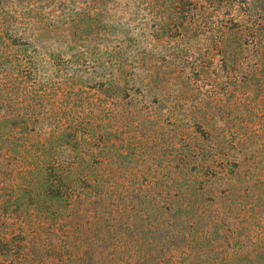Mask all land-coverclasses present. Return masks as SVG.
<instances>
[{
    "label": "rangeland",
    "instance_id": "rangeland-1",
    "mask_svg": "<svg viewBox=\"0 0 264 264\" xmlns=\"http://www.w3.org/2000/svg\"><path fill=\"white\" fill-rule=\"evenodd\" d=\"M58 190L95 251L264 264V0H0V204Z\"/></svg>",
    "mask_w": 264,
    "mask_h": 264
},
{
    "label": "trees",
    "instance_id": "trees-1",
    "mask_svg": "<svg viewBox=\"0 0 264 264\" xmlns=\"http://www.w3.org/2000/svg\"><path fill=\"white\" fill-rule=\"evenodd\" d=\"M63 112L66 115L77 114L72 110ZM78 114L83 116V113ZM37 151H39L38 155L31 159L36 161L35 167L47 161V156L40 154L42 150ZM62 182H64L63 178L59 183L54 180L50 186L58 189V184L62 185ZM72 185L73 182L69 184ZM58 191L60 197L53 196L60 201L56 208L53 205L40 204H32V207L0 204V254L11 256L12 264H42L39 263V259L44 255L48 257L49 264H162L163 262L166 264L163 259L154 257L152 260L149 254L134 250L140 244L139 240H129L124 243V247L115 248L108 254L92 249L83 236H76L72 232L71 235L62 234L61 232L67 229L59 228L56 220L79 218V214L83 212L81 206L84 205V197L82 198L81 193L73 196L69 192ZM71 212H74L73 216H70ZM96 220L99 222V216ZM55 225L58 227L56 228ZM15 236H20V239L14 240ZM13 252L18 256V261L14 259Z\"/></svg>",
    "mask_w": 264,
    "mask_h": 264
}]
</instances>
